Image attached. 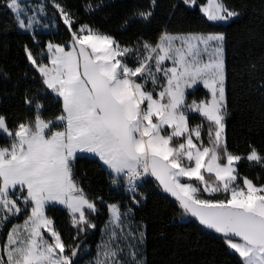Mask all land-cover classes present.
I'll list each match as a JSON object with an SVG mask.
<instances>
[{
    "label": "snow or ice",
    "instance_id": "1",
    "mask_svg": "<svg viewBox=\"0 0 264 264\" xmlns=\"http://www.w3.org/2000/svg\"><path fill=\"white\" fill-rule=\"evenodd\" d=\"M181 3L192 8L197 0ZM3 6L16 27L31 35L32 46L24 44L23 52L36 87L23 90L25 112L11 124L0 113V264H79L89 251L85 238L98 227L99 206L109 219L88 264H145L146 226L133 221L135 208L147 200L141 188L149 178L174 198L181 218L189 215L220 234L236 264H264V177L239 171L247 162L264 172V149L249 144L245 155L229 147L223 33H172L165 27L154 40L122 42L82 22L79 9L60 0H4ZM155 6L156 0H147L132 7L124 30L151 22ZM104 7V0L82 5L87 14ZM200 12L213 24L241 15L227 0H207ZM53 27H63L66 39L41 43L39 30ZM257 70L256 62L241 69ZM0 78L11 80L3 69ZM198 85L205 96L189 101L188 90L194 93ZM257 87L264 96V76ZM46 106L57 114L45 118ZM194 119L200 123L193 125ZM81 158L108 173L111 189L127 203L90 197L86 173L77 176L74 167ZM57 205L68 216L67 240L48 215ZM21 216L22 223H13Z\"/></svg>",
    "mask_w": 264,
    "mask_h": 264
},
{
    "label": "trees",
    "instance_id": "2",
    "mask_svg": "<svg viewBox=\"0 0 264 264\" xmlns=\"http://www.w3.org/2000/svg\"><path fill=\"white\" fill-rule=\"evenodd\" d=\"M72 10L79 9L82 22H89L94 28L110 32L115 37L127 42L137 36L154 40L166 27L172 33H223L226 36L225 58L227 72V100L229 116L227 119V138L231 150L246 155L249 144L257 149H264V96L257 85L264 71L259 70V60L264 56V0H227V3L241 11V15L228 23H209L200 12V4L207 0H197L195 7L189 8L181 0H156L155 15L151 22L133 23L124 30L123 21L130 9L137 4H145L147 0H104L106 7L92 14L83 11L84 0H60ZM99 3L100 0H92ZM0 0V69L5 70L11 80L0 78V113H7L9 123L15 116H22L25 109L21 103V93L27 87H36L33 82L36 73L28 65L23 52V45L32 46L29 33L21 31L13 23L12 14ZM173 4L179 5L172 8ZM49 15L51 8L47 9ZM63 27H55L53 31L38 32L41 43L54 39H66ZM250 62H256L258 70L254 73L242 72ZM14 86H16L14 88ZM207 91L202 87L195 89L188 96L203 98ZM56 109L46 106L45 118L55 115ZM200 123L194 119L192 124ZM206 138V137H205ZM5 141L0 137V145ZM77 176H85L83 185L90 197L102 195L107 202L123 201L126 198L110 187L108 173L101 170L91 159H78L74 165ZM242 176L256 179L264 177L259 166H251L244 162L239 165ZM141 191L147 200L135 208L134 223L146 227L142 252L145 264H236L237 257L227 248L222 239L205 232L188 215L180 217L176 211V203L164 196L151 181L145 183ZM221 198H223L221 196ZM96 216L98 225L90 231L86 240L88 254L83 255L79 264H87L96 256L101 231L109 219L107 209L99 206ZM48 215L55 218L57 227L63 232L65 240L70 235V225L66 210L55 206L48 210ZM23 216L14 222H21Z\"/></svg>",
    "mask_w": 264,
    "mask_h": 264
},
{
    "label": "rangeland",
    "instance_id": "3",
    "mask_svg": "<svg viewBox=\"0 0 264 264\" xmlns=\"http://www.w3.org/2000/svg\"><path fill=\"white\" fill-rule=\"evenodd\" d=\"M22 2H25V3H28V4H37L38 2H42V0H22ZM207 3V2H206ZM55 29V27H53V28H50V29H48V30H44V29H40L39 30V32H49V31H53ZM194 33H197V32H194ZM198 87H202V85H198V86H196V89L198 88ZM203 88V87H202ZM204 89V88H203ZM205 91H207L206 89H204ZM189 92H193V90H188ZM78 155H83V154H78ZM58 206H60V205H58ZM61 207H63V206H61ZM23 221V220H22ZM22 221L21 222H14L13 221V223H22ZM10 226V225H9ZM103 239H104V237L102 236V233H101V238H100V242H99V245L102 243V241H103ZM90 260V259H89ZM88 260V261H89ZM88 264V263H87Z\"/></svg>",
    "mask_w": 264,
    "mask_h": 264
},
{
    "label": "water",
    "instance_id": "4",
    "mask_svg": "<svg viewBox=\"0 0 264 264\" xmlns=\"http://www.w3.org/2000/svg\"><path fill=\"white\" fill-rule=\"evenodd\" d=\"M209 23H211V22H209ZM221 23H223V22H221ZM212 24H213V23H212ZM152 179L154 180V178H152ZM158 188H159V187H158ZM159 190H160V192H161L164 196H166L167 198H169L170 200H172V201L175 202V200H174L173 197H171L169 194L164 193V192L162 191V189L159 188ZM188 216H189V215H188ZM189 218H190L191 220H193L196 224L199 225L198 221H196L195 218H193V217H191V216H189ZM199 226H200V225H199ZM200 227H201L205 232H207V233H211V234H214V235L220 237V234L215 233L213 230H207V229L203 228V226H200Z\"/></svg>",
    "mask_w": 264,
    "mask_h": 264
},
{
    "label": "built area",
    "instance_id": "5",
    "mask_svg": "<svg viewBox=\"0 0 264 264\" xmlns=\"http://www.w3.org/2000/svg\"><path fill=\"white\" fill-rule=\"evenodd\" d=\"M149 181H151V182H153L154 180L152 179V178H149ZM154 184H155V186H156V183L155 182H153ZM157 187V186H156ZM157 190H159V188L157 187ZM160 191V190H159Z\"/></svg>",
    "mask_w": 264,
    "mask_h": 264
}]
</instances>
